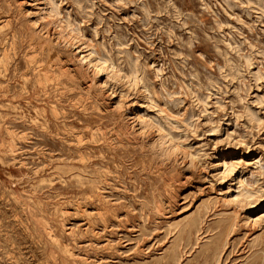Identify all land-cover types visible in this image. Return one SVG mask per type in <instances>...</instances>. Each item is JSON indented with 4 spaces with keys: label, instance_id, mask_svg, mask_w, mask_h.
Masks as SVG:
<instances>
[{
    "label": "rangeland",
    "instance_id": "rangeland-1",
    "mask_svg": "<svg viewBox=\"0 0 264 264\" xmlns=\"http://www.w3.org/2000/svg\"><path fill=\"white\" fill-rule=\"evenodd\" d=\"M0 264H264V0H0Z\"/></svg>",
    "mask_w": 264,
    "mask_h": 264
},
{
    "label": "bare ground",
    "instance_id": "bare-ground-1",
    "mask_svg": "<svg viewBox=\"0 0 264 264\" xmlns=\"http://www.w3.org/2000/svg\"><path fill=\"white\" fill-rule=\"evenodd\" d=\"M64 29V28H63ZM62 29V30H63ZM63 31H65V30H63ZM68 36V35H67ZM65 37V36H64ZM69 37V36H68ZM66 38V37H65ZM68 41V40H67ZM70 41L71 42H69L70 44L69 45H73L74 44V42H72V40H71V37H70ZM68 43V42H67ZM78 48V50L82 53L81 55H80V61H82V62H85L87 65H90V66H93L94 68H95V71H97V72H99V73H101V70L103 71V68H104V66L102 65L103 63H94V62H92V60H91V58H90V54L84 49V48H82V47H80V46H78L77 47ZM83 64V63H82ZM110 65V64H109ZM92 67V68H93ZM88 70V69H87ZM98 74V73H97ZM139 116V115H138Z\"/></svg>",
    "mask_w": 264,
    "mask_h": 264
}]
</instances>
